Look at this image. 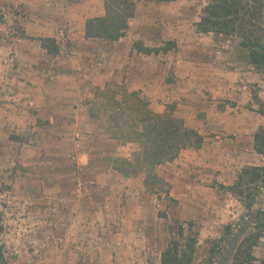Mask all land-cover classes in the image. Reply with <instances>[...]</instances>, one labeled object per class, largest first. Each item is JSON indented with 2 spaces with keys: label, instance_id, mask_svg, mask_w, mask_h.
Segmentation results:
<instances>
[{
  "label": "rangeland",
  "instance_id": "rangeland-1",
  "mask_svg": "<svg viewBox=\"0 0 264 264\" xmlns=\"http://www.w3.org/2000/svg\"><path fill=\"white\" fill-rule=\"evenodd\" d=\"M16 1L0 0V59L15 55L8 51L2 58L4 46L24 34L27 13ZM130 1L134 16L114 42L129 46L132 36L134 49L170 50L158 56L126 51V59L98 54L88 59L85 71L74 70L64 57L69 42L61 32L56 40L61 53L46 57L50 75L73 71L80 97L68 127L42 119L18 135L9 133V142L1 146L4 264H159L179 226L187 225L197 237L193 264L206 262L230 226L212 264H231L237 246L253 233L264 187L249 214L227 187L243 167L264 165L252 151L253 135L263 121L253 96L264 99V70L247 64L237 39L196 32L208 0ZM87 75L106 78L95 87L81 82ZM106 87L138 92L151 112L169 111L201 137L198 148L184 149L154 170L156 190L144 185L143 173L124 178L113 169V159H129L138 146L109 140V112L91 105L100 101L97 90ZM69 246L75 252L65 255ZM252 256L253 264H264V230Z\"/></svg>",
  "mask_w": 264,
  "mask_h": 264
},
{
  "label": "trees",
  "instance_id": "trees-1",
  "mask_svg": "<svg viewBox=\"0 0 264 264\" xmlns=\"http://www.w3.org/2000/svg\"><path fill=\"white\" fill-rule=\"evenodd\" d=\"M105 14L102 17L88 19L85 38H100L114 42L123 37L128 21L134 16V5L130 0H104ZM199 34H214L225 38L237 39L244 51L247 64L264 70V0H208L195 24ZM40 46L48 55L56 56L60 49L54 38L39 39ZM142 54L166 53L169 47L148 48L135 45ZM91 102L99 111H108L107 135L109 140L120 144H136L138 149L129 159H113V169L124 178L143 173L144 185L153 190L157 180L154 170L172 162L180 151L198 148L201 137L194 130L185 127L182 120L172 117L171 112L156 114L150 111L146 99L138 92H129L118 88L97 90ZM255 112L262 123L253 135V151L264 159V99L256 96ZM97 111V110H95ZM91 118L96 116L91 113ZM155 182V181H154ZM264 187V165L246 166L238 173L234 183L227 187L231 195L239 201L249 214L257 196ZM253 233L237 246L231 264H253L252 249L257 246L264 230V206L255 216ZM227 235L221 237L207 256L204 264H212L213 259L224 247L228 239L230 226H226ZM178 233L171 239L160 256L159 264H193L197 251L196 233L192 227L179 226ZM2 232L0 215V234ZM0 264H4L3 247L0 245Z\"/></svg>",
  "mask_w": 264,
  "mask_h": 264
},
{
  "label": "crops",
  "instance_id": "crops-1",
  "mask_svg": "<svg viewBox=\"0 0 264 264\" xmlns=\"http://www.w3.org/2000/svg\"><path fill=\"white\" fill-rule=\"evenodd\" d=\"M16 2L21 5L27 16L22 20L24 24H21L24 30L23 36L13 38L9 44H5L7 46H4L2 58L8 51H13L16 55L14 64L5 65L3 64L5 59H0V153L1 146L9 142V133L18 135L26 126L35 123L38 125L42 119L46 124H53L60 129L68 127L71 123L69 114L72 113V106L76 97H80L73 71L68 74L55 72L53 76L50 75L47 58L51 56L41 48L40 42L36 39L54 38L58 41L60 35L64 33L65 42H69L67 46L64 45L66 55L64 57L70 60L74 70L82 68L85 71L88 59H94L98 54H102L105 59H126V51H129V54L138 53L133 48L135 42L132 36H129V46L126 41L104 43L85 38L86 21L104 16V0H18ZM15 18L21 20L19 14ZM159 54L163 53L149 55ZM146 72H149L148 69ZM105 78V75L103 77L87 75L81 82L96 87L100 86ZM141 80L144 82V78ZM150 106L156 112H161L160 107H155L154 102ZM82 109L80 111H84ZM83 119V122H86V119ZM87 124L92 126L90 122ZM63 252L67 255L75 250L69 246Z\"/></svg>",
  "mask_w": 264,
  "mask_h": 264
},
{
  "label": "built area",
  "instance_id": "built-area-1",
  "mask_svg": "<svg viewBox=\"0 0 264 264\" xmlns=\"http://www.w3.org/2000/svg\"><path fill=\"white\" fill-rule=\"evenodd\" d=\"M60 36H62V34L60 35ZM15 56L16 55H13V56H11L9 59H5V62L3 63V64H5V65H13L14 64V62H15Z\"/></svg>",
  "mask_w": 264,
  "mask_h": 264
}]
</instances>
